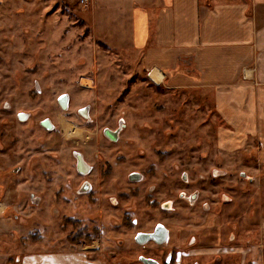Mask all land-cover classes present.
<instances>
[{
  "label": "rangeland",
  "instance_id": "1",
  "mask_svg": "<svg viewBox=\"0 0 264 264\" xmlns=\"http://www.w3.org/2000/svg\"><path fill=\"white\" fill-rule=\"evenodd\" d=\"M254 1L264 12V0ZM91 5L89 0H0V264H18L17 256L25 264L27 253L50 251L81 252L109 262L114 237L123 235L115 224L123 207L74 196L79 180L69 150L82 147L92 154L104 147L91 138L120 117L124 138L132 137L137 145L146 140L137 132L151 131L150 153L163 144L154 141L152 131H178L175 139L186 159L223 164L235 180L233 201L223 206L219 218L218 240L191 246V257L212 264H264V150L256 139H248L228 153L218 151V133L235 130L216 113L212 95L154 85L141 69V53L109 43L94 31ZM61 93L69 95L65 110L56 103ZM85 104L91 105L90 122L76 113ZM19 111L32 116L20 122ZM45 117L52 121V131L39 125ZM228 143L239 145L236 139ZM240 171L253 181L239 179ZM103 182L110 184L111 178ZM115 185L119 195L125 184ZM30 193L40 196L36 206ZM120 200L127 202L125 194ZM50 205L63 210L50 214ZM64 211L75 212L73 219L79 221L67 222ZM204 215L199 208L186 209L179 222L199 225ZM226 220L240 227L227 246L222 244ZM83 225V237L76 239ZM95 227L93 241H86ZM217 255L220 260L214 259Z\"/></svg>",
  "mask_w": 264,
  "mask_h": 264
},
{
  "label": "flooded vegetation",
  "instance_id": "2",
  "mask_svg": "<svg viewBox=\"0 0 264 264\" xmlns=\"http://www.w3.org/2000/svg\"><path fill=\"white\" fill-rule=\"evenodd\" d=\"M62 96H65L64 108L60 103ZM56 103L62 110L67 109L68 93H61L56 98ZM76 113L86 122L92 120L90 104L79 107ZM31 116L27 111L16 114L20 122ZM39 125L46 132L53 130V123L48 117L41 119ZM124 127V118L120 117L115 126H104L99 133H95L91 141L96 138V141H103L105 146L98 147L92 154L82 147L69 150L73 170L79 180L73 190L74 196L85 197L87 202L102 200L112 207L119 204L123 207L118 215L119 220L115 223L122 227L123 235L114 237L113 252L109 254V262L106 264H212L210 261L204 262L191 257L190 247L200 241L208 242L219 238V218L223 206L233 201L231 192L234 191L235 184V180L228 177L227 167L211 162L201 165L186 159L179 141L175 139L179 137L178 131H152L154 141L162 140L163 144L153 146L150 153L148 138L151 131H138L141 135H137L146 140L137 145L132 137L124 138ZM119 143L124 149H118ZM216 148L228 153L239 147L229 148L220 143ZM93 175L96 176L95 179ZM237 176L242 181H253L243 171L238 172ZM107 177L111 178L110 184L103 182ZM117 181L125 184L123 188H118L119 195L116 194ZM123 194L127 198L126 203L120 200ZM63 197L64 200L69 199L68 194ZM30 202L36 206L40 202V196L30 193ZM61 207L50 205L48 212L59 214L63 210ZM196 208L205 214L202 224L183 225L179 222V216L185 214L186 209ZM64 212L67 222L79 221L73 219L76 217L75 212ZM96 212L99 213V209ZM224 224L227 231L222 244L227 246L235 241L240 227L232 220H226ZM84 226L78 228L73 237L82 238ZM97 233L98 229L95 227L92 234L84 239L93 241ZM256 240L257 238L253 241ZM43 254L52 257L56 264H69L62 257L66 255L65 251ZM86 259L102 264L98 259ZM214 259L220 260V257L217 255ZM20 260L21 256H17L18 264Z\"/></svg>",
  "mask_w": 264,
  "mask_h": 264
},
{
  "label": "crops",
  "instance_id": "3",
  "mask_svg": "<svg viewBox=\"0 0 264 264\" xmlns=\"http://www.w3.org/2000/svg\"><path fill=\"white\" fill-rule=\"evenodd\" d=\"M89 1L94 31L109 43L141 53L139 63L150 82L212 95L216 113L235 130L218 133L221 145L241 147L256 139L264 150L260 4L254 0ZM244 68L252 69V78L243 77ZM232 139L239 145L228 143ZM26 256L25 264H56L45 254ZM62 257L69 264H96L79 253Z\"/></svg>",
  "mask_w": 264,
  "mask_h": 264
},
{
  "label": "built area",
  "instance_id": "4",
  "mask_svg": "<svg viewBox=\"0 0 264 264\" xmlns=\"http://www.w3.org/2000/svg\"><path fill=\"white\" fill-rule=\"evenodd\" d=\"M86 0H79V3L80 4H83ZM243 77H246V78H252V69H246L244 68L243 71Z\"/></svg>",
  "mask_w": 264,
  "mask_h": 264
},
{
  "label": "water",
  "instance_id": "5",
  "mask_svg": "<svg viewBox=\"0 0 264 264\" xmlns=\"http://www.w3.org/2000/svg\"><path fill=\"white\" fill-rule=\"evenodd\" d=\"M65 96H62V98L60 99V103L62 105V107L64 108L65 107Z\"/></svg>",
  "mask_w": 264,
  "mask_h": 264
},
{
  "label": "bare ground",
  "instance_id": "6",
  "mask_svg": "<svg viewBox=\"0 0 264 264\" xmlns=\"http://www.w3.org/2000/svg\"><path fill=\"white\" fill-rule=\"evenodd\" d=\"M70 125V124H69ZM72 132V131H71ZM70 131H68V133L70 134L71 133ZM66 133H67V131H66ZM73 133V132H72Z\"/></svg>",
  "mask_w": 264,
  "mask_h": 264
}]
</instances>
